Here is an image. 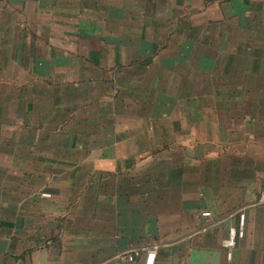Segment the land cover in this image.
Returning <instances> with one entry per match:
<instances>
[{"label": "crops", "instance_id": "crops-1", "mask_svg": "<svg viewBox=\"0 0 264 264\" xmlns=\"http://www.w3.org/2000/svg\"><path fill=\"white\" fill-rule=\"evenodd\" d=\"M250 11L264 27V0H0V264H119L137 246L264 264V33L164 50L198 27L228 42Z\"/></svg>", "mask_w": 264, "mask_h": 264}, {"label": "rangeland", "instance_id": "rangeland-1", "mask_svg": "<svg viewBox=\"0 0 264 264\" xmlns=\"http://www.w3.org/2000/svg\"><path fill=\"white\" fill-rule=\"evenodd\" d=\"M213 9L212 11H210V13H208L209 16L211 17H216L220 14V10L217 8V7H214V8H211ZM261 18L263 19L264 21V12H261ZM192 15V17L194 18V15L196 14L195 11L191 12L189 11V14H188V11L186 10V16H189V15ZM242 16V15H241ZM244 17V16H242ZM198 18L200 20H203V17L198 14ZM246 18V21H245V26H238V25H232V26H229L228 28V33L225 31V34L227 35V38H228V42H220V43H209L207 42L206 40V29L205 28H202V27H198L197 29L199 30H193L191 32V34L195 37H197L194 41L191 40V42H184V44H182L183 42H179L180 41V38L177 37V33H172L170 36L171 39H167V42H166V51H169L171 50L174 46H183L182 49L183 50H193V51H201V52H206V51H214V50H223L224 49V45L227 46V48L231 47L232 49L231 50H238V47H241V49H250V47L252 46V44L248 43V42H243V41H236V37H240V38H243L245 36H248L249 35H252V36H260L262 35V33H264V27H261L258 23L256 24V27H254V16H253V12L250 11L248 12V16L245 17ZM238 19L240 20V17L238 16L237 17V21ZM256 20V19H255ZM236 22V20H235ZM240 24V23H239ZM169 30H170V26H166L164 28H162L161 31H158L160 32L159 34H157V31L153 30L152 28L150 29L148 33V36H150L151 38H154L156 37L157 35V39L162 41L163 38H166V35L169 33ZM215 31V34L214 36L216 35H220L222 36L224 30H222V28H216L214 29ZM189 33V32H188ZM187 33V34H188ZM190 34V35H191ZM165 35V37H164ZM209 36L212 35V31L208 33ZM220 37H217L216 40L217 41H220V39H218ZM159 41V43H160ZM176 41V42H175ZM156 46V44H155ZM160 49H161V46H159ZM154 49V48H153ZM212 58H209V60L206 59L207 62H210ZM200 61V60H199ZM216 61V60H215ZM210 64H213V62H210L208 66H210ZM216 65H213V67H215ZM215 76L217 74H214ZM220 76V75H219ZM237 76V75H236ZM236 76H231V81H236ZM218 77V76H217ZM220 78H222L220 76ZM238 78V76H237ZM201 79H204V77L200 74H198V81H199V86L200 85H203V82ZM214 82H218L220 83L221 80L219 79H215L214 78ZM244 237V236H243ZM242 237V238H243ZM238 243V242H237ZM236 246V245H235Z\"/></svg>", "mask_w": 264, "mask_h": 264}, {"label": "built area", "instance_id": "built-area-1", "mask_svg": "<svg viewBox=\"0 0 264 264\" xmlns=\"http://www.w3.org/2000/svg\"><path fill=\"white\" fill-rule=\"evenodd\" d=\"M259 202L264 203V190L259 195ZM210 212H202L203 216H208ZM244 213H239L237 225L229 229L228 235L221 241L222 246L227 250L230 257L232 248L238 240L244 236ZM156 255L155 246H137L118 254L119 264H154Z\"/></svg>", "mask_w": 264, "mask_h": 264}]
</instances>
